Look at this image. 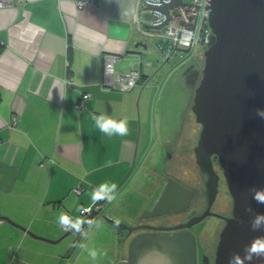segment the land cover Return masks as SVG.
I'll use <instances>...</instances> for the list:
<instances>
[{
  "label": "crops",
  "instance_id": "obj_1",
  "mask_svg": "<svg viewBox=\"0 0 264 264\" xmlns=\"http://www.w3.org/2000/svg\"><path fill=\"white\" fill-rule=\"evenodd\" d=\"M78 1L0 0V218L51 241L67 232L62 215L78 223L94 192L107 195L126 177L103 217L131 215L157 153L158 101L147 85L156 65L137 47L140 0ZM110 56L118 57L115 73L140 70L134 90L113 88L104 73ZM93 115L127 120L128 134L100 132ZM103 217L55 243L0 219V264H120L128 244Z\"/></svg>",
  "mask_w": 264,
  "mask_h": 264
},
{
  "label": "water",
  "instance_id": "obj_2",
  "mask_svg": "<svg viewBox=\"0 0 264 264\" xmlns=\"http://www.w3.org/2000/svg\"><path fill=\"white\" fill-rule=\"evenodd\" d=\"M177 4L182 1L173 0L149 10L168 15L169 9ZM209 12L212 33L203 53V69L189 59L171 76L168 74V82L174 79V85L190 93L195 90L192 111L202 126L196 149L197 163L206 187L216 191L218 177L212 165V157L216 156L233 199L232 217L226 220L220 234L215 264H264V117L257 115L258 109L264 110V0H210ZM156 18L153 13L144 14L146 22ZM162 28L163 25L153 27L145 23L143 36H149L146 30ZM139 46L147 48L144 42ZM165 64L157 67L147 85L163 73ZM127 179L107 195L124 192ZM174 186L159 195L153 208L155 215L168 213L164 210L172 198L182 199L180 186L176 182ZM95 215L93 211L77 223L79 230L75 227L68 230L58 241L38 237L7 218L0 219L34 238L55 243L73 234L81 235ZM206 216L207 213L195 217L189 224L174 229L191 228ZM103 218L130 233L136 230L111 217ZM253 248L256 251H252ZM120 264H197L195 236L190 232L141 233L129 241L127 260Z\"/></svg>",
  "mask_w": 264,
  "mask_h": 264
},
{
  "label": "flooded vegetation",
  "instance_id": "obj_3",
  "mask_svg": "<svg viewBox=\"0 0 264 264\" xmlns=\"http://www.w3.org/2000/svg\"><path fill=\"white\" fill-rule=\"evenodd\" d=\"M199 85L197 82L196 87ZM188 94V109L182 117L171 121L167 112H161V127L157 123L156 137L160 143V153L157 157L151 174L143 180L141 203L135 207L126 220L132 223L124 224L136 229L130 233L127 229L118 227L127 242L144 232L174 234L178 232H190L196 239L197 264H215L216 250L220 234L226 224V220L232 217L233 199L229 193L223 170L219 165L218 158L212 157V165L218 177L217 190L207 188L205 177L197 163L196 149L200 140L202 126L197 123L192 111L195 90ZM191 114V123L188 124V114ZM159 114V111H158ZM161 115V114H160ZM176 117L179 118V115ZM189 119V118H188ZM159 121V122H160ZM156 142V145L158 144ZM183 192L182 199H171L169 206L162 215H155L154 205L159 195L169 186L179 188ZM151 191V194L149 195ZM213 195V200L211 196ZM211 200V202H210ZM175 210H180L175 212ZM207 216L191 228H179L189 224L193 218ZM213 222L210 234L199 233L197 230L206 222ZM142 227V228H140ZM139 228V229H137ZM153 228H167L171 230L158 231Z\"/></svg>",
  "mask_w": 264,
  "mask_h": 264
},
{
  "label": "built area",
  "instance_id": "obj_4",
  "mask_svg": "<svg viewBox=\"0 0 264 264\" xmlns=\"http://www.w3.org/2000/svg\"><path fill=\"white\" fill-rule=\"evenodd\" d=\"M93 0H79L78 7L84 8ZM182 4H177L169 9L168 15L162 14L158 11L149 10L152 7L160 8L173 0H140V20L139 25L149 23L153 27H159L163 25V28L159 30H146V34L149 36H156L167 41V45H163L161 48L162 57L166 58V61L173 60L176 57L177 50H189V53H183L188 57L192 53L197 55L196 49L200 44L207 45L208 37L211 35V29L209 27V7L210 0H181ZM0 6L2 3L0 2ZM145 13H153L155 20L146 22L144 19ZM167 23V24H166ZM162 31H164L162 33ZM145 33V29L143 30ZM118 61L117 56H110L104 59V73L106 77L111 78L112 86L119 92H130L136 88L141 78L139 69H132L129 73H115L114 64ZM90 96L85 94L76 105L78 110H82L85 107V101ZM18 120L14 117L10 121L12 128L16 127ZM1 145V140H0ZM80 194V190L76 191ZM110 198L105 195L104 199L96 200L90 207H85L81 210V216L85 218L93 211L96 212V217H103L104 211L110 204ZM71 224L64 225V228L68 231L74 227L72 224H77V221L68 216Z\"/></svg>",
  "mask_w": 264,
  "mask_h": 264
},
{
  "label": "rangeland",
  "instance_id": "obj_5",
  "mask_svg": "<svg viewBox=\"0 0 264 264\" xmlns=\"http://www.w3.org/2000/svg\"><path fill=\"white\" fill-rule=\"evenodd\" d=\"M164 31H162L163 33ZM142 40L145 42L147 45V48H141V53L145 59H150L156 65L157 67H160L163 65L165 62V66L163 68V73H160V76L154 79V82L150 84V93L152 94V99H153V94L155 93V100L158 101V118L156 120V123H158L159 127H161V118L162 115L161 112H167V115L169 119L173 122L175 120L179 119L182 117L183 113L184 115L186 114V111L188 109V94H186V91L184 87H179L177 85H174V79H170V82H168V79L171 76L170 69H173L177 67L178 65H181L188 61L189 59L195 60L198 64L199 69H203L204 67V57L203 53L206 50V46L203 44H200L198 48L196 49L197 55L192 53L190 56L186 57L184 56L183 53L177 52L176 57L173 60L166 61V58L162 57L161 55V48L163 45H167V41L164 39H161L156 36H142ZM155 69V68H154ZM153 72V74L156 72ZM152 74V75H153ZM168 74H170L168 76ZM168 82V85H166ZM153 87V88H152ZM161 87V88H160ZM164 87V88H162ZM163 89V90H162ZM138 107V106H137ZM161 114V115H160ZM176 115H179V118L176 117ZM183 115V116H184ZM191 117L192 115L189 113L187 118L188 124L191 123ZM189 118V119H188ZM160 121V122H159ZM158 144L156 145V157H155V162L157 160V157L159 156L160 153V143L159 141L157 142ZM130 212V209H126V213ZM131 213V212H130ZM90 215V214H89ZM133 215V214H132ZM88 216V215H87ZM130 216V215H129ZM95 219V217H94ZM93 219V220H94ZM123 224H129L132 223L129 220L126 219H121L120 221ZM213 222L209 221L204 223L202 226L198 228V232L202 234V232H206L207 234H210V231L213 227Z\"/></svg>",
  "mask_w": 264,
  "mask_h": 264
},
{
  "label": "clouds",
  "instance_id": "obj_6",
  "mask_svg": "<svg viewBox=\"0 0 264 264\" xmlns=\"http://www.w3.org/2000/svg\"><path fill=\"white\" fill-rule=\"evenodd\" d=\"M257 115L264 117V110L258 109ZM92 119L95 121L96 127L100 130V132H102L108 136H113V135L125 136L128 134V122H127V120L115 121V120L111 119L110 117H106L104 115H101L99 117L93 115ZM104 198H105V190L103 189V187L99 191L93 193V199L94 200H99V199H104ZM59 222L61 225L71 224L69 217H67L66 215H62L60 217ZM255 226L256 225L254 224V227ZM72 227H75V228H77V230H79V226L77 224H72ZM252 251H256V249L253 248ZM89 254L93 259L97 258V252L96 251L93 250ZM230 264H231V262H230Z\"/></svg>",
  "mask_w": 264,
  "mask_h": 264
}]
</instances>
